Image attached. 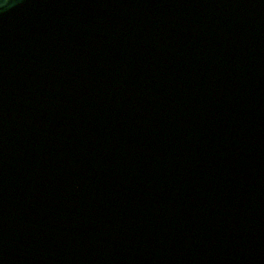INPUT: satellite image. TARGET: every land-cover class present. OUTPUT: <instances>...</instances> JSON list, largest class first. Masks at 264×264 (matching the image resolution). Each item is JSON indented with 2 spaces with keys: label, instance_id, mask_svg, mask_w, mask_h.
<instances>
[{
  "label": "water",
  "instance_id": "water-1",
  "mask_svg": "<svg viewBox=\"0 0 264 264\" xmlns=\"http://www.w3.org/2000/svg\"><path fill=\"white\" fill-rule=\"evenodd\" d=\"M0 264H264V0H0Z\"/></svg>",
  "mask_w": 264,
  "mask_h": 264
}]
</instances>
